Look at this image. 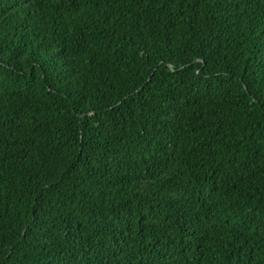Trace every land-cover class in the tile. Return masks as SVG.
<instances>
[{
  "label": "trees",
  "instance_id": "16d2710c",
  "mask_svg": "<svg viewBox=\"0 0 264 264\" xmlns=\"http://www.w3.org/2000/svg\"><path fill=\"white\" fill-rule=\"evenodd\" d=\"M0 264H264V0H0Z\"/></svg>",
  "mask_w": 264,
  "mask_h": 264
}]
</instances>
